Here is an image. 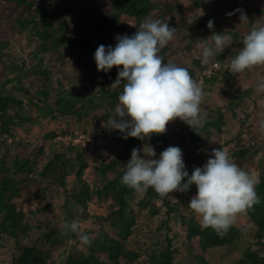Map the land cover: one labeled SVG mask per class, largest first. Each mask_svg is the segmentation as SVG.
Masks as SVG:
<instances>
[{
    "label": "rangeland",
    "instance_id": "1",
    "mask_svg": "<svg viewBox=\"0 0 264 264\" xmlns=\"http://www.w3.org/2000/svg\"><path fill=\"white\" fill-rule=\"evenodd\" d=\"M30 1H34L31 10H37V2L41 8H48L54 19L45 24L33 22L40 17L31 15L25 5L17 0H0V86L3 85L0 95L10 104L8 131L2 130L0 122V164L16 178V184L6 194L7 202L15 206L13 220L6 219L7 213L0 211V264H14L23 247L47 253L45 264H73L69 260L78 264L80 257L88 255L87 243H94L102 230L120 240L128 254L137 255L131 262L122 259L123 264H148L152 256L167 251L166 238L171 242L169 250L174 264H202V261L231 264L240 249H256L247 239L208 251L201 248L199 237L188 241L182 222L205 229L210 222L208 196L199 189L177 187L173 183L183 177L191 181L210 179L213 194L224 198L221 204L232 225L249 237L253 235L252 222L236 202L264 179V104L250 106L244 99L234 115L231 98L236 84L250 78L258 86L264 85V65L252 62L250 71H245V78L240 81L212 84L193 80L186 85L187 74L184 77L178 74L181 56H189L183 61L195 79L198 72L218 60L217 53L208 48L214 32L210 23L200 28L204 29L207 49L212 52L209 55L198 48L203 43L197 40V32L192 33L197 26L194 20L198 18H194L188 0H148L150 13L166 22L163 34L148 28V21L141 28L125 17L119 20L126 25L112 23L114 0H27V3ZM236 1L241 4L244 0ZM246 1L250 6H264L261 0ZM216 3L232 2L211 0L207 4L213 8ZM99 17L109 22L107 36L88 32L89 27L94 29ZM222 18L217 19L226 28ZM83 39L87 45L81 44L85 52L79 54ZM164 42L170 51L165 64L170 68L157 63V56L163 61L165 57L154 44L160 47ZM196 58L203 59L199 67L191 61ZM121 60L133 67L125 69L122 65L126 62L121 64ZM147 80L155 87L150 95L146 94ZM133 83L138 85L137 93L128 106L127 86L132 87ZM101 86L109 92L95 99L94 94ZM92 96L93 102L88 103ZM16 107L20 110L19 118ZM215 108L220 109L222 119L213 111ZM64 109L89 116L84 124L76 123V117L62 116L65 111H60ZM53 112L58 118H53ZM218 120L219 126L214 127ZM122 126L139 133L141 141L127 143L130 147L118 145L116 139L122 133H116ZM85 128L106 132L105 142H96L97 146L90 149L81 144L69 148L71 141L66 143L63 139L68 140V130L80 132ZM159 132L164 134L161 141L157 138ZM159 145L164 151L157 149ZM79 156L85 163L81 178L91 193L84 211L73 205V197L80 192L75 179ZM56 157L58 160L53 162ZM123 161L140 162L144 175L150 173L146 175V185L138 186L137 199L130 201L129 216L134 219L126 237L118 232L121 222L103 221L109 214L113 192L102 198L96 195L110 182L120 187L119 176L125 171H121L119 163ZM103 162H114L118 167L101 178L97 168ZM44 163L45 175L29 174L26 170L31 165L40 168ZM135 167L126 170L128 178L137 173ZM150 184L160 193L159 199L150 202L151 207L158 209L156 214L136 202L145 196ZM166 202L176 204L179 209L175 218H169L168 226L160 228L166 219L163 214ZM68 219L72 231L63 225ZM13 223L17 229L14 236L10 234ZM95 257L107 261L101 252H96Z\"/></svg>",
    "mask_w": 264,
    "mask_h": 264
},
{
    "label": "trees",
    "instance_id": "2",
    "mask_svg": "<svg viewBox=\"0 0 264 264\" xmlns=\"http://www.w3.org/2000/svg\"><path fill=\"white\" fill-rule=\"evenodd\" d=\"M13 1V0H11ZM151 1V0H149ZM190 2V8H192V12L194 13V18H198L194 20V25L196 26L195 31L192 33L197 32L196 37L198 41H202L203 46L200 45L198 48H201L202 51L206 52L207 54L217 53L218 60L216 59L214 62L220 63L221 67L224 69H221L217 72L216 76H211L209 78H206L205 80L211 82L212 84H215L217 81L223 83L226 81H240L241 78H245L243 76L245 71H250L251 63L256 61L258 64L264 65V6H250V3L244 0L241 4H237L236 0H231L232 3L229 4H220L216 3L213 8H211L208 4L211 2V0H188ZM262 4H264V0H261ZM17 3L25 5L27 8H29V12L31 15H37L40 17L38 20H32L33 22H39L41 24L47 23L48 19L53 20L54 16H49L51 11L48 8H41V6L36 2L35 12L34 10H31L33 2H28L27 0H17ZM148 0H114L113 1V19L114 21L112 23H116L120 25H126L127 23L121 22L119 19L120 17L130 18L134 23L136 24L137 28H141L144 22L149 23L148 28H150L153 32L157 31L160 34H163L164 30L166 31L167 28L165 27L164 20H161L160 16L154 15L150 13L151 4L148 5ZM208 3V4H207ZM213 3V2H212ZM261 4V5H262ZM163 12V11H162ZM161 12V13H162ZM218 16H222L223 20L225 21L226 28L223 26L221 27V22L218 21ZM199 21V22H198ZM205 22V23H204ZM111 23V24H112ZM207 23L209 24L210 30L214 31L211 34L210 40H212L211 45L208 48H212V51H209L207 49V43L205 42V38L203 37L204 33L203 30L200 28H205V25ZM109 22L106 21L105 17H99L97 21L95 22L94 29L90 28L88 29V32L92 31L95 32L98 36H107L109 35ZM221 27V28H220ZM217 28V29H216ZM160 29V30H159ZM159 30V31H158ZM194 30V29H193ZM192 31V30H191ZM85 35L84 37L86 36ZM198 35V36H197ZM61 40V38H58V40ZM167 39V38H165ZM222 40L225 41V43H222ZM253 40V49L252 52L250 49L245 48L243 46L244 41ZM85 39H83L82 42L79 43V54H84L85 50L83 49L84 45L86 44L84 42ZM157 42V41H156ZM250 43V42H248ZM251 44V43H250ZM159 44H154L155 48H158L160 50V53L162 56L165 57V61L158 59L157 56V63L162 64L167 67L165 62L168 60L170 51L166 47V42H164L162 48L158 46ZM142 48V47H141ZM139 48L140 50H142ZM130 52L128 51V54ZM156 53V52H155ZM242 57H241V55ZM187 55V54H186ZM183 60L186 59V57H189L188 55L181 56ZM192 57V56H191ZM241 57V58H240ZM139 58V55L137 59ZM198 60H191L193 64H197L199 67L201 64V58H196ZM183 60L179 61V68L178 71H180L179 76L184 77L183 74H187L185 79L186 85H189L190 82L195 80V83L197 82V79L194 78L193 73L186 68V63H184ZM124 65H122L125 69L132 68L133 65L130 64L127 61ZM121 60V64L123 63ZM213 62V61H212ZM209 66H206L208 68ZM174 68V67H173ZM204 68V67H201ZM205 68V69H206ZM130 70V69H128ZM204 70V69H203ZM201 72V71H200ZM198 72V73H200ZM224 72V73H223ZM250 73V72H249ZM177 79V78H176ZM114 81V80H113ZM253 78H250V81H243L240 84H236L235 91H234V97L231 98V103L234 105L232 107V113L236 115L238 113V108L240 102L242 103L245 101L246 103L262 106L264 104V85L258 86L259 84L253 82ZM166 82V81H165ZM263 82V81H262ZM82 83V82H80ZM137 84H132L131 86H127L128 93L125 96V101L128 103V106L133 103V97L137 93ZM145 86V85H144ZM144 86L141 88L142 91H144ZM146 86L149 89L147 91V95H150L154 92L155 87L150 81H146ZM0 87L3 88V85ZM259 88V90H258ZM139 90V89H138ZM109 90L105 89L104 86H101L98 90H96L94 94V98L98 99L101 98L105 93H108ZM246 95V96H245ZM87 97V96H86ZM245 99V100H244ZM243 100V101H242ZM87 102V101H86ZM93 102V96L89 99L88 103ZM125 103V104H126ZM19 104V103H18ZM10 104L8 101L5 100L0 95V122L2 130L8 131V126L10 125V121L8 118V106ZM16 105V104H15ZM19 106V105H18ZM17 106V107H18ZM16 107V117H20V110ZM216 110H213L217 113L218 118L222 119V114L220 112V109L215 108ZM65 111V112H64ZM71 111V110H70ZM64 112L62 116H73L72 118L76 117V123H83L84 120L88 118L89 115H80V112H69L66 111V109L60 111V113ZM53 112V118H58ZM83 119V120H82ZM150 120V119H149ZM91 123L90 121H87V124ZM220 123V120L214 123V127H218ZM80 124V126H81ZM175 125H178L177 123ZM88 129V128H87ZM85 128L82 129L84 131H87ZM98 132V128H94ZM121 131V132H120ZM102 134V140L103 143L105 142V137L103 136L106 132H100ZM118 133H122V136H117L116 143L120 146L128 145L127 143L134 144L136 141L140 142L141 137L140 134L132 133L128 128H125L124 126L120 127ZM68 136L73 137L75 136V132L73 130L69 131L67 133ZM164 137V134L162 132H159L157 135V138L161 141ZM128 139L129 142H126ZM126 140V141H125ZM160 144V143H158ZM97 146V143L90 144L88 149ZM75 144L71 142L69 145V148H74ZM130 147V145H128ZM160 151H164V147L159 145L157 147ZM157 154V152H155ZM81 156L77 157L78 159V166L79 170L75 174L76 182H78V186L80 187V192L76 194V196L73 197V205L78 208L79 211H84L87 208V202L88 199L91 196L90 193V187L86 182H83L81 175L83 167L85 166V163L82 160H79ZM56 159V160H55ZM53 162H56L58 158L56 157ZM49 159L48 161H50ZM50 163V162H45ZM45 163L42 164L40 168L36 166H29L27 167V171L29 174L32 173H41L42 175L46 174V168ZM140 162H134V163H126V162H120L119 165L121 166L122 170L125 172H121L119 176V188L116 187V185L113 182H110L107 184L102 190L97 191L96 195L99 198L107 197L108 194L112 191L111 194L112 200L108 203V211L109 214L107 217L103 219V221H109L112 220V223L115 222H121L120 227H118V232L121 236L126 237L129 233V227L133 223V217L129 216L131 213L130 207V201L136 200L137 193H138V186L140 185H146V182H148L147 176L150 173L146 172L144 175V171L141 170ZM47 164V165H48ZM60 164V163H58ZM159 165H162L161 161H158ZM56 165V164H54ZM129 166V167H128ZM138 167L137 173L131 174V176H127L126 172L130 171L132 167ZM118 165H116L114 162L110 163H104L97 168V172L101 178H104L107 174L115 172ZM135 167V168H136ZM127 170V171H126ZM155 173V172H153ZM157 174V173H156ZM228 178V176H227ZM191 178L189 177H183L180 178L176 183H173L174 186L180 187H192L199 189L203 192H205L208 196L206 200V205L210 211V222L207 224L205 229H201L200 226H197L196 224L192 222H182V225L187 230L186 238L188 241H190L193 238L199 237L201 248L205 251H208L209 249H218L225 245H233L236 241H243L244 239H247L248 241H251L253 245H255L257 248L252 249L250 247L242 248L239 250L236 258L231 262V264H264V179L257 183L253 188H251L249 191H247L246 194H244L238 201L236 202L237 205L244 209L245 214L248 216L250 222H252V236L249 237L247 234L235 228L229 216L227 213H225V209L223 207L222 200L224 198H220L216 196L214 192V185L213 182L210 179L207 178H198L197 181H191ZM63 180V178H61ZM16 184V178L15 175L10 176L8 174V171L3 166V163L0 164V211H5L7 214L5 216L8 220H13L14 218V209L15 206L7 202V191L14 187ZM63 185V182H62ZM206 186L211 187L210 190L205 189ZM213 194V195H212ZM160 193L158 190L154 187H152V184L148 186V190L145 194V196H142V198L138 201L139 205L145 208H151L150 213L156 214L158 212V209L151 207V200L153 199H159ZM208 201V202H207ZM165 210L163 212L164 215H166V219L163 220L160 223V228L164 226H168L169 224V218L173 217L175 218L176 214L178 213V206L171 205L169 202L164 203ZM84 217V216H82ZM69 219L65 222H63L64 226H67L69 230H71L69 227ZM12 228L10 230L11 235H15L14 230L16 229V224L13 223ZM169 228H167L168 230ZM17 230V229H16ZM23 230V229H22ZM72 231V230H71ZM170 231V230H168ZM109 236V235H108ZM105 233V230H102L100 234H97V240L92 243L88 242L89 245L88 248V255L82 256L79 258L78 264H123L121 262L122 259H125L128 262H131L137 258V255L129 253L126 251L120 240L115 239L114 237L109 236L108 237ZM89 239H86L88 241ZM167 241V251L163 252L159 255L152 256L150 258V261L148 264H174L172 262L171 258V251L169 238H166ZM249 243V242H248ZM251 246V244L249 245ZM21 254L17 260H15L14 264H45L47 259V253H45L43 250H38L31 247H23L20 249ZM96 252H101L104 254L107 258V261L101 262L95 257ZM262 253V254H261ZM75 260V259H74ZM69 263L77 264V261L71 262L69 260ZM202 264H207L206 262H201Z\"/></svg>",
    "mask_w": 264,
    "mask_h": 264
},
{
    "label": "built area",
    "instance_id": "3",
    "mask_svg": "<svg viewBox=\"0 0 264 264\" xmlns=\"http://www.w3.org/2000/svg\"><path fill=\"white\" fill-rule=\"evenodd\" d=\"M217 65L218 63L213 62L211 66L198 73V77L196 78L198 82L199 80L200 82H202L205 81L206 78L216 76L218 71L224 69L221 66L217 67ZM75 137L76 138L72 139V137L69 136L68 140L67 137H64L63 139L67 141L66 143H68V141H71L73 144H81L80 146L83 148H88L90 144L102 141V134L93 130L75 132Z\"/></svg>",
    "mask_w": 264,
    "mask_h": 264
},
{
    "label": "crops",
    "instance_id": "4",
    "mask_svg": "<svg viewBox=\"0 0 264 264\" xmlns=\"http://www.w3.org/2000/svg\"><path fill=\"white\" fill-rule=\"evenodd\" d=\"M248 42H250L251 44L248 43ZM253 43H254L253 40L244 41L243 46H245V48H247V49H250L251 52H252V50H254V49H253L254 46L252 45ZM240 55H241V54H240ZM241 57H242V55H241ZM241 57H240V58H241Z\"/></svg>",
    "mask_w": 264,
    "mask_h": 264
}]
</instances>
